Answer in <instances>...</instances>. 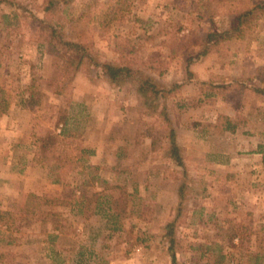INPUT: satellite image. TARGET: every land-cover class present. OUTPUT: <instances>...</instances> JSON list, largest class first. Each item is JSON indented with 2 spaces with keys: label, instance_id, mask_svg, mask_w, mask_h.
I'll return each instance as SVG.
<instances>
[{
  "label": "rangeland",
  "instance_id": "1",
  "mask_svg": "<svg viewBox=\"0 0 264 264\" xmlns=\"http://www.w3.org/2000/svg\"><path fill=\"white\" fill-rule=\"evenodd\" d=\"M45 1L0 0V88L10 104L0 116V264H171L164 226L177 211L182 169L150 136L166 124L142 113L133 83L84 70L69 82L71 70L41 44ZM59 1L60 12L46 21H59L69 39L86 42L103 61L122 56L165 85H181L166 100L191 180L176 229L179 264L213 263L219 247L227 264H256L257 254L264 264V94L253 89L264 86V15L196 57L212 19L224 27L253 0ZM33 76L43 78L45 92L34 111L20 103ZM50 80L65 86L62 93ZM71 104L79 121L74 145L95 150L77 191L136 189L117 222L93 213L95 203L23 210L32 194H64L34 162V141ZM221 115L239 127L224 129ZM207 247L214 251L202 256Z\"/></svg>",
  "mask_w": 264,
  "mask_h": 264
},
{
  "label": "trees",
  "instance_id": "2",
  "mask_svg": "<svg viewBox=\"0 0 264 264\" xmlns=\"http://www.w3.org/2000/svg\"><path fill=\"white\" fill-rule=\"evenodd\" d=\"M59 3V0H46L42 7L45 17L40 19L41 35L44 39L41 44L46 47L49 54L58 56L64 66L71 70L72 74L69 82L73 79L76 72L84 70L88 73L97 71L98 74L106 76L112 83L117 85L133 83L136 85V91L143 104L142 113L153 117L155 122L156 120H161L166 124L165 131H159L157 134L150 132V136L152 137L153 146L162 143L160 147L165 157L182 169V177L178 185L177 211L165 224L163 235V238L168 243L167 253L170 256L171 264H179L176 250L178 244L176 229L179 225V219L184 213V202L188 189L191 187L189 184L191 180L185 165V149L177 141L176 129L169 115L166 100L181 85L179 83L165 85L153 76L140 72L132 62L124 60L122 56L119 60L103 61L99 52L91 48L86 42L69 39L64 32L63 25L59 21L55 23H47L46 21L53 14L60 12ZM262 15H264V0H253L234 12L224 27L216 26L212 19L211 25L203 34L202 49L196 56L197 59L209 54L216 45L241 37ZM192 63L193 59L188 58L187 69L191 76L193 73L189 69ZM42 79L40 76H33L28 86L23 88L20 102L22 106L32 111L42 107L43 97L45 96V92L39 87ZM49 84L57 86V90L55 89L54 92L58 94L62 93L65 87H60V83L52 80L49 81ZM211 86L213 88H226L231 87L232 84ZM253 89L258 93L264 94V86L261 83L254 85ZM2 93H4L3 88H0V116L8 110L10 105L9 100ZM70 107L71 110L66 107L60 109L52 126L41 128L35 133L34 141L36 147L34 162L47 169V173L51 176L53 183L63 184L64 194H57L56 196L32 194L23 210L28 214L35 215L44 206L75 204L80 206L79 209H83L95 203L93 213L100 214L106 217L108 221H113V223L117 222L118 218L127 211L128 198L133 195V192H136V189L132 193L124 190L118 196L112 193H104L103 191H95L90 197L85 191H77L80 186L77 183L79 181L77 175L82 176L85 172L84 168L92 166L87 162V155L94 154L95 150L88 148L82 143L74 145L78 136L76 131L79 121L77 118L78 113L73 110L75 106L71 104ZM220 118L225 120L224 129L226 130L235 131L239 127L240 122L229 115H221ZM155 122L153 121L150 127L152 131L155 130V127H153ZM72 149L78 151L74 153ZM71 175L73 176L72 179H70ZM67 192H70L69 197L71 198L66 197ZM101 196H103V200ZM220 248L213 263L205 262L203 264H227L225 263L226 254L221 252ZM213 251L210 247H207L206 250L202 251V256L207 252L212 253ZM255 258L256 264H259L260 256L257 254Z\"/></svg>",
  "mask_w": 264,
  "mask_h": 264
},
{
  "label": "crops",
  "instance_id": "3",
  "mask_svg": "<svg viewBox=\"0 0 264 264\" xmlns=\"http://www.w3.org/2000/svg\"><path fill=\"white\" fill-rule=\"evenodd\" d=\"M35 193H37V194H40L41 192L40 191H35V190H33ZM57 233H58V231H57ZM57 236V235H56ZM60 252L59 251H56V254H59Z\"/></svg>",
  "mask_w": 264,
  "mask_h": 264
}]
</instances>
